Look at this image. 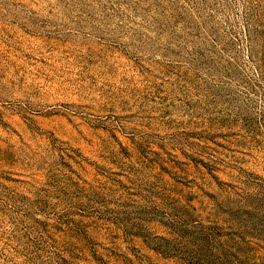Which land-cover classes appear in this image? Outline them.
<instances>
[{
	"label": "rangeland",
	"instance_id": "obj_1",
	"mask_svg": "<svg viewBox=\"0 0 264 264\" xmlns=\"http://www.w3.org/2000/svg\"><path fill=\"white\" fill-rule=\"evenodd\" d=\"M0 264H264V0H0Z\"/></svg>",
	"mask_w": 264,
	"mask_h": 264
}]
</instances>
